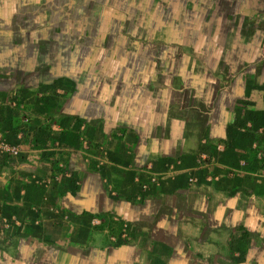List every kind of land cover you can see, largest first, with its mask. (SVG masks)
I'll list each match as a JSON object with an SVG mask.
<instances>
[{"label":"rangeland","instance_id":"1","mask_svg":"<svg viewBox=\"0 0 264 264\" xmlns=\"http://www.w3.org/2000/svg\"><path fill=\"white\" fill-rule=\"evenodd\" d=\"M8 2L17 5L14 11L1 14L6 16L1 18L2 25H11L8 33L0 34L2 144L7 142L21 149V145L6 138L2 130L5 117L12 119L11 123L7 122V131L21 134L19 140L26 135V124L33 122L34 137H41L37 140L47 148L51 136L62 131V122L83 124L84 130L90 125L80 113L71 116L61 111L69 100L90 105L95 102L100 106L97 131L101 135L92 143L85 132L84 136L88 137L86 156L106 172L105 184L113 198H122L123 191L108 176L112 171L118 173L119 182L125 180V172L133 173L132 178L127 179L137 184L135 196L139 201L144 200L153 184L161 182L160 173L163 172L172 175L191 172L189 183L196 185L206 183L215 188L221 182L237 185L240 193L258 202L255 214H260V229L257 231V227L252 229V225H245L242 230L238 225L239 229L231 234L234 227L218 228L213 233L215 240L195 243L210 253L217 250L209 257L218 262L220 258L242 260L250 242L251 252L246 262L264 264V86L243 101L230 92L233 85L254 82L256 71L264 70V10H260L264 0H172V3L151 0L149 7L143 6V0H119V7L118 0ZM99 8L105 12L94 22L91 14ZM14 24H22L17 38L13 34ZM251 30H254L251 42L242 41L238 45L242 40L239 36ZM189 33L193 36H188ZM224 42L226 48L221 47ZM152 44L163 48L153 49ZM190 58L193 63L185 62ZM159 63L162 64L161 71ZM223 67L236 76L234 82L232 79L225 81V88L226 85L229 87L227 95L219 100L209 117L202 113L196 115L197 125L194 126L198 129L177 130L189 113L181 114L179 120L182 123L174 120L176 114L169 111L173 87H190L191 95L195 96L197 92L210 101L208 92L220 89L223 82L220 80ZM160 73L166 76L164 82ZM172 73L182 80L181 85L171 82L169 76ZM60 75L65 78L60 79ZM82 91H87V95H81ZM54 125L58 126L55 128ZM125 126L128 131L123 129ZM222 128L227 130L226 137H223ZM162 135L170 138V144L151 154L153 157L166 155L167 160L161 166L153 160H138L136 150L142 147L146 151L149 146L145 141ZM189 136L195 137L191 144H181L193 157L187 164L174 149L179 150L175 145L176 138L186 140ZM0 153L17 156L2 147ZM56 212L58 216L64 213L60 209ZM253 215L254 212L246 211L247 220ZM201 216L203 224L204 212ZM40 217V212L35 211V218ZM95 218L101 223H95ZM36 221L42 226L41 237L52 238L49 221ZM125 221L118 211L106 212L74 230L59 227L58 240L54 239V243H65L63 238L68 228L73 231L71 236L77 238L74 242L84 248L96 243L93 237L96 230H108L102 244L132 241L136 238L135 229L130 224L125 226ZM0 222L3 237L15 230L14 226H19L15 218ZM10 247L7 250H11ZM24 257L22 259L26 260ZM163 257L157 256L159 264H164ZM203 257H189V261L205 264ZM97 261L95 264H102L100 257Z\"/></svg>","mask_w":264,"mask_h":264},{"label":"crops","instance_id":"2","mask_svg":"<svg viewBox=\"0 0 264 264\" xmlns=\"http://www.w3.org/2000/svg\"><path fill=\"white\" fill-rule=\"evenodd\" d=\"M8 1L11 0H0V34L8 33L7 30L11 27V25H2L1 18L6 16L1 14H7L12 9L14 11V6L17 5L16 2L11 4ZM47 11L45 10L46 13ZM102 12L105 10L99 8L97 12L91 14L94 22L95 19L98 20ZM219 19L217 18V20ZM220 22L227 23L224 20H220ZM12 29L16 36L14 38H17L22 24H14ZM253 33L254 30H251L246 35L239 36L242 40L238 42V45L242 41L249 44L253 39ZM188 36L193 35L189 33ZM150 47L156 50L163 48L155 44ZM221 47L226 48V43L224 42V46ZM163 61L160 63L164 64ZM177 61L175 62L176 66L179 65ZM185 62L191 64L193 60L190 58ZM160 63L158 68L161 71L162 64ZM174 70H176L175 67ZM174 70L171 71L174 72ZM263 72L264 70L261 69L256 71L254 82L233 85L231 94H236L239 101L247 99L255 90L264 86ZM160 74L162 75L161 81L164 82L166 76L164 73ZM220 75V80L223 82L220 84V89L208 92L210 101L197 92L195 96L191 95L190 87H173L172 106L169 111L176 114L174 120L182 123L179 120L181 114L189 113L187 117H183L184 124L182 127L178 125L177 130L187 127L198 129L199 127L194 126L197 125L195 124L196 115L202 113L203 116L209 117L210 111L216 108L219 100L227 95L229 87L226 85L225 88V81L232 79L234 82L236 76H233L227 67L222 68ZM59 77H61L60 79L65 78L61 75ZM169 77L172 83L175 81L176 84L181 85L182 80L178 79L176 74L172 73ZM81 95L86 96L87 91H82ZM216 96L215 105L213 99ZM73 101L75 100H69L61 108V111L63 110L71 116L74 113L82 114L83 118L90 123L89 127L84 130L83 124L62 122V131L55 133L59 138L55 134L51 136L50 145L47 148L42 147V142L37 140L41 137H34L33 122L26 124V135L19 140L21 134L7 131V122L11 123L12 119L5 117L6 120H3L5 127L3 126L2 130L6 133V138L14 144L21 145V149L17 156L0 153V221L15 218L19 225L14 226L15 230L7 233L4 237V232H0V241L2 242L0 264H55V261L59 264H95L99 257L100 260L102 259V264H159L156 260L158 255L164 256V264H194L189 261V257L200 258L202 256H204L205 264H248L246 259L251 252L250 242L242 260L220 258L218 262H215V258L209 257V255H214L217 250L214 252L211 250L212 253L207 252L195 242L201 244L203 241L215 240L213 233L218 228L234 227L231 234H235L239 227L244 230L245 225H252V229L257 227L258 231L262 226L260 214H255L258 202H254L253 198L250 199L247 197L248 195L240 193L237 185L221 182L220 186L215 188L214 185L206 183L191 184L189 178L192 173L188 171L178 175L160 173L161 182L150 187L149 193L144 196L143 201L136 199L137 184L129 182L127 179L132 178L133 173L125 172V180L122 179L119 182L118 173L116 171L109 172L108 176L114 180L117 188L123 191L122 198H113L105 184L106 172L100 170L94 160L86 156L88 137L93 143L101 135L97 131L99 125L97 113L100 106L95 102L90 105L82 102L73 103ZM54 126L56 128L58 125ZM123 129L128 131L129 128L125 126ZM42 130L44 131L43 128ZM222 131L225 134L223 137H226L227 130L222 128ZM85 132L87 138L84 136ZM175 134L177 135V132ZM192 138L195 137L189 136L186 140L176 138L175 143L179 150L174 149V151H177L187 164L191 163L193 157L190 152L186 151L187 149L184 150L182 145L191 144ZM169 139L166 135L157 139L149 138L145 141V145L149 146L146 151L142 147L138 148V151L136 150L137 159L143 162L153 160L158 163L156 165L161 166L164 160H167V156L153 157L151 153L170 144L168 143ZM1 145L0 141V147ZM60 149L63 150L58 152ZM38 182H44V184H37ZM59 209L63 210V215L58 216L56 211ZM185 209L186 212H182ZM247 210L254 212L251 220H247L249 218L245 216ZM35 211L40 212L42 218H35ZM116 211L124 216L132 229H135L136 238H133L132 241L127 240L125 243L112 245L102 244L108 230H96L93 232L96 243L89 248H84L74 242L77 238L71 236L73 231L71 232L68 228L66 236L63 238L65 243L61 245L54 243V239L58 240L59 227L67 226L74 230L95 216ZM202 212H204L203 218H205L203 224ZM36 219L49 221V227H52L49 236L52 238L47 235L48 239L44 236L41 237L42 226ZM238 225L240 226L237 227ZM248 239L249 241L251 239L252 243L251 235ZM45 240H47V246ZM9 247L12 249L7 250ZM157 248L163 250L159 249L158 251ZM219 255L216 256L219 257ZM22 256H25L26 260H23Z\"/></svg>","mask_w":264,"mask_h":264},{"label":"built area","instance_id":"3","mask_svg":"<svg viewBox=\"0 0 264 264\" xmlns=\"http://www.w3.org/2000/svg\"><path fill=\"white\" fill-rule=\"evenodd\" d=\"M1 147L3 149H7L8 151H10V153H13V154H16V155L19 153V150L17 148H15L14 146H11L7 142L3 143ZM94 222L95 223H101V221L99 220V218H95L94 219ZM128 225H129V222L128 221H125V226H128Z\"/></svg>","mask_w":264,"mask_h":264},{"label":"snow or ice","instance_id":"4","mask_svg":"<svg viewBox=\"0 0 264 264\" xmlns=\"http://www.w3.org/2000/svg\"><path fill=\"white\" fill-rule=\"evenodd\" d=\"M165 2L167 3H172V0H165ZM151 5V0H143V6L144 7H149ZM158 8L161 7L160 4H157L156 5ZM117 7H119V0L117 2Z\"/></svg>","mask_w":264,"mask_h":264},{"label":"trees","instance_id":"5","mask_svg":"<svg viewBox=\"0 0 264 264\" xmlns=\"http://www.w3.org/2000/svg\"><path fill=\"white\" fill-rule=\"evenodd\" d=\"M260 10H264V5H263V8H260ZM263 19V18H262ZM264 20V19H263ZM263 20L261 21V23H263Z\"/></svg>","mask_w":264,"mask_h":264}]
</instances>
